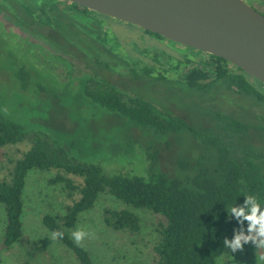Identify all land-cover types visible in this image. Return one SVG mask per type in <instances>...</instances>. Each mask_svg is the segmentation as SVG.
I'll list each match as a JSON object with an SVG mask.
<instances>
[{
  "label": "trees",
  "instance_id": "trees-1",
  "mask_svg": "<svg viewBox=\"0 0 264 264\" xmlns=\"http://www.w3.org/2000/svg\"><path fill=\"white\" fill-rule=\"evenodd\" d=\"M15 2L12 6L6 0H0V8L9 12L15 24L48 42L56 51L54 58L64 62L61 56H65L67 66L72 60L80 61L83 69L77 77L69 75L65 81H59L35 63L25 49L18 48L2 35L5 61L0 70L12 81L4 86L0 84V148L24 140L29 144L27 150L11 162L7 177L0 179V205L4 216L2 246L8 248L21 237L24 178L28 171L35 169L54 171L47 179L48 183L62 184L67 197L71 198V203L64 205L61 213H45L40 221L49 232L64 233L57 241L72 252L78 264H90V258L88 252L70 237L69 231L78 215L90 209L101 192L110 194L125 206L143 209L158 217L155 224L158 238L153 245L152 264H222V256L233 255L235 252L223 241L225 237L231 240L234 230H240L241 225L235 214L229 218L227 210L232 206H244L247 213L251 205L245 204V196L254 195L260 202V210L264 211L262 85L238 67L213 55H209L212 60H201V67H187L181 74L167 71L176 68L181 61H187V58H181L187 54L175 48L166 51L155 43H147L140 46V51L147 55V51L152 50L151 58L159 62L156 65L159 70L152 64H142L138 68L131 63L138 68L140 76L147 78L145 82L175 81L182 91L191 92L198 99L189 101L194 103L185 105L187 109L176 108L172 101L160 103L155 97L153 100L137 93H126L115 85L116 79L110 73L117 62L107 54L101 58L103 52L109 51L105 47L106 32L100 30L101 26L113 21L130 27V30L136 29L140 34L153 35L158 40H163L161 36L96 12L93 23L97 30L86 32L82 26L86 19L75 11L59 10L54 0ZM119 32L112 33L114 39L118 40ZM131 40L132 44H137L132 36ZM156 49L167 54L169 59L171 56L176 58V62L171 65L168 61L158 60ZM165 73H170V77ZM15 81L20 82L22 89L29 90L28 93L51 97L50 101L56 100L55 95H64L65 91L72 95L68 87H75V96L83 97L90 105L119 114L130 123L149 128L154 133L187 135L192 139L193 148L169 162L164 171L153 169V160H149L152 154L143 148L132 152L143 164L142 170L103 171L97 164L67 156L57 142H51L49 136L47 138L37 128L40 125L24 127L4 116L1 106L6 108L13 103L17 90ZM158 86V92H149L161 93ZM145 90L147 92L146 86ZM181 94L179 90L168 93L175 95L174 98H180ZM215 95L221 97L224 108H212L209 99ZM69 137L68 141L73 145L74 139ZM72 177L80 180L76 182ZM73 195H77L76 198H72ZM101 219L111 230L129 236L139 233L140 219L126 207H104ZM249 223L243 220L245 235L249 234ZM30 243L34 249H42L36 242ZM32 250L29 249V254Z\"/></svg>",
  "mask_w": 264,
  "mask_h": 264
},
{
  "label": "rangeland",
  "instance_id": "rangeland-1",
  "mask_svg": "<svg viewBox=\"0 0 264 264\" xmlns=\"http://www.w3.org/2000/svg\"><path fill=\"white\" fill-rule=\"evenodd\" d=\"M245 1L255 10L264 14V0ZM10 26H7L6 30H9ZM128 28L130 27H119L122 33L132 36L139 46L155 43L156 46L164 47L166 51L175 48L171 43L158 40L153 35L140 34L138 30ZM10 29L14 32L13 28L10 27ZM3 45L4 42L0 36V69L5 61L2 56L5 51L1 49ZM87 47L91 49V46ZM175 49L188 53V49L181 46ZM147 52H149L147 55H140L142 60H150L152 50ZM50 53L51 56L44 52L35 55V60L48 73L60 81L67 79L69 76L67 73H70L71 77L79 75L82 67L76 60H72L67 67L64 62L53 57L55 51ZM132 53H137L134 46ZM114 64L110 73L116 79L115 85L126 93H137L144 98L153 100L156 98L160 103L172 101L171 103L176 108H187L185 105L194 103H188L189 101L198 99L195 94L182 91L181 86L175 81L157 82L152 80L153 83H150L151 81L146 83L147 78L140 76L138 64H136L138 68L126 63ZM164 75L170 77V73ZM11 81L7 74L0 70V84L4 86ZM19 84L20 82H14L17 90L14 93L11 106H6V108L1 106L4 116L24 127L40 125L37 128L47 138L49 136L48 139L51 142L53 140L57 142L67 156L97 164L103 171L108 169L110 173H115L142 170L143 164L132 154L136 148L147 149V153L152 154L149 160H153V169L164 171L169 162L193 148L192 139L187 135L168 136L154 133L149 128L130 123L127 118L119 114L98 108L93 104L90 105L83 97L75 96L77 92L75 87L74 89L68 87L72 95L65 91L64 95H55L56 100L50 101L51 97H38V95L28 93L29 90L22 89ZM159 84L162 85L158 86ZM157 86L161 93L151 94L149 91L158 92ZM176 90H179V93L182 92L180 98L168 95L170 91ZM209 102H212V108H224V103L219 95L209 99ZM191 112L193 111L191 110ZM69 136L74 139L73 145L68 141ZM28 147V142L24 140L12 146L0 148V179L7 177L11 162L21 156ZM53 174L54 171L35 169L27 172L22 192L23 210L20 215L22 233L19 240L8 248H4L1 244L4 216L0 205V264H78L71 251L63 247L57 240L50 239L52 233L46 230L40 221L43 214L61 213L63 206L71 203V198L67 197L62 184L48 183L47 179ZM72 178L76 182L80 180L76 177ZM76 196L73 195L72 198H76ZM104 207L115 209L126 207L135 213L140 219L139 233L129 236L106 227L101 219ZM157 219L156 215L146 210L125 206L110 194L101 192L97 195L93 206L78 215L69 235L72 238V232L77 229H83L90 234L80 244L88 252L90 264H152L153 245L158 238L155 231ZM32 241L42 249H34L30 243ZM29 249H33L32 254H29ZM258 255H264V249H257L251 243L244 245L243 251H236L231 256H222L221 262L222 264H257ZM258 264H264V261H259Z\"/></svg>",
  "mask_w": 264,
  "mask_h": 264
},
{
  "label": "water",
  "instance_id": "water-1",
  "mask_svg": "<svg viewBox=\"0 0 264 264\" xmlns=\"http://www.w3.org/2000/svg\"><path fill=\"white\" fill-rule=\"evenodd\" d=\"M220 57L264 89V14L245 0H67Z\"/></svg>",
  "mask_w": 264,
  "mask_h": 264
},
{
  "label": "flooded vegetation",
  "instance_id": "flooded-vegetation-1",
  "mask_svg": "<svg viewBox=\"0 0 264 264\" xmlns=\"http://www.w3.org/2000/svg\"><path fill=\"white\" fill-rule=\"evenodd\" d=\"M6 1L9 2L10 5H12V6H14L16 4L15 0H6ZM37 1H40V0H37ZM54 2L58 6L59 10L64 9V11H65V9H67V10L75 11L79 15L82 16L81 18L86 19V22H83V24H85V25H82L83 27L85 26L83 29L84 31L87 32V30H92V31L97 30L96 25L93 23L94 22L93 16H96L94 11L87 9L85 7H82L80 5H77L75 3L69 2L67 0H54ZM7 26H10L11 28H13L14 32L11 31L10 27H9V30H6ZM36 27L41 28V26H36ZM119 27H123V26L116 24L113 21H108L107 23H105L101 26L100 30L106 32L105 47L109 50L108 52H103L101 58H104L106 56L105 54H107V55H109L108 57H112L113 58L112 60L117 62V63L123 62L126 64H131L133 62L135 64H138L139 66L142 64H152L154 66L155 70H159V68L156 66L159 62L157 60H153L151 58L152 55L150 56L149 61H145V60L141 59L140 55L144 54L142 51H140L141 47L138 44H132L131 36H128L125 33H122L121 30L119 29ZM42 28H44V27H42ZM0 30H1V32H0L1 36L2 35L5 36L11 43L18 46V48L25 49L28 52L30 58L35 63H37L39 66H40V64L35 60V55H38L40 53L43 54V52H44V54H46V55L50 54V56H51L50 52L55 51V49H53L51 47V45L48 44V42H45L44 40L33 36L32 34L27 32L26 30L21 28L18 24H15L12 16L9 14V12L8 11L6 12L2 8H0ZM117 31H120L118 40L114 39L113 34H112L113 32L115 33ZM163 40L167 41L168 43H171V45H173V47H175V48L178 46H181L185 49H188V53H186L187 56L184 55L181 57V58H183V57L187 58V61H185V62L181 61L180 63L177 64L176 68L171 67V68H168L167 71H171V72L175 71L176 73L178 72L179 74H181L185 71V68H187V67H190V66L201 67L202 66L201 60H203V59L204 60H212L213 59L212 57L209 56L210 54H205L201 51L192 49L190 47L183 46L181 44L166 40L164 38H163ZM133 46L135 47V49L137 51L136 54L132 53ZM151 48L155 49L154 47H151ZM122 50H125V51L123 52ZM157 52H159L158 54H156L157 55L156 57L158 60L168 61L171 65L174 64V62H176V58H173L171 56L169 59L167 57V54H164L163 51H161L160 49H158ZM189 53H192L193 55H191ZM160 56H164V57L161 58ZM62 57H65V56H61V58ZM215 57H217V56H215ZM63 61L65 62L66 59H63ZM107 61H109L108 58H107ZM78 62H79L78 64L81 65L80 61H78ZM81 67H82V65H81ZM82 69H83V67H82ZM49 74H51V73H49ZM68 75H70V73H67V76ZM53 78L57 79L54 76H53ZM248 80H250V78H248Z\"/></svg>",
  "mask_w": 264,
  "mask_h": 264
},
{
  "label": "clouds",
  "instance_id": "clouds-1",
  "mask_svg": "<svg viewBox=\"0 0 264 264\" xmlns=\"http://www.w3.org/2000/svg\"><path fill=\"white\" fill-rule=\"evenodd\" d=\"M245 197V204L251 205L250 210L247 213L244 206H232L230 210H227L229 218L235 214V218L241 225L240 230H234V235L231 240L227 237L224 238V245L227 248H230L232 252L243 251V246L249 242H251L257 249H264V211L260 210V202L257 197L254 195H248ZM243 220L250 222L248 225V235H245L244 233ZM252 233H255V235H252ZM89 235L90 234L83 229H77L71 234L72 239L78 246L86 237H89ZM63 236L64 233L62 231H55L51 234L50 239L56 241L57 239H62ZM259 261H264V255L257 256V264Z\"/></svg>",
  "mask_w": 264,
  "mask_h": 264
}]
</instances>
